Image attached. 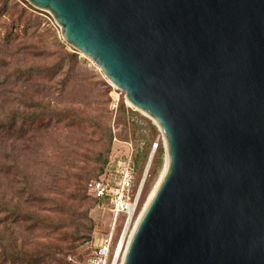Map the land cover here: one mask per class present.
<instances>
[{"label":"water","instance_id":"obj_1","mask_svg":"<svg viewBox=\"0 0 264 264\" xmlns=\"http://www.w3.org/2000/svg\"><path fill=\"white\" fill-rule=\"evenodd\" d=\"M26 1L163 137L122 264H264V0Z\"/></svg>","mask_w":264,"mask_h":264},{"label":"rangeland","instance_id":"obj_2","mask_svg":"<svg viewBox=\"0 0 264 264\" xmlns=\"http://www.w3.org/2000/svg\"><path fill=\"white\" fill-rule=\"evenodd\" d=\"M0 124V264H85L110 220L85 185L124 143L137 179L157 146L140 211L164 170L155 122L26 0H0Z\"/></svg>","mask_w":264,"mask_h":264},{"label":"built area","instance_id":"obj_3","mask_svg":"<svg viewBox=\"0 0 264 264\" xmlns=\"http://www.w3.org/2000/svg\"><path fill=\"white\" fill-rule=\"evenodd\" d=\"M123 145L126 152L122 154L116 166L110 160L107 173L87 184V192L94 199H108L107 203H99L97 207L107 211L110 220L108 231L95 241L94 250L85 264H122L128 239L141 213L139 205L145 179H137L132 161V143ZM156 148L157 146L153 145L151 151Z\"/></svg>","mask_w":264,"mask_h":264},{"label":"trees","instance_id":"obj_4","mask_svg":"<svg viewBox=\"0 0 264 264\" xmlns=\"http://www.w3.org/2000/svg\"><path fill=\"white\" fill-rule=\"evenodd\" d=\"M1 125H3V124H0V129L2 128L1 127ZM132 161H133V164H134V168H135V171L137 172V165H136V155L134 156L133 155V157H132ZM108 165H109V163H107L106 165H105V167L96 175V177H94V178H92V179H90L87 183H86V185H85V190H86V193H87V195H88V197L97 205V204H99V203H107L108 202V199L105 197L102 201H98L97 199H94L92 196H90L89 194H88V192H87V184L91 181V180H94V179H97L98 177H100L101 175H104V174H106L107 173V170H108ZM111 170H113V169H111ZM109 179L111 180V177H109ZM70 197H75V196H70ZM9 213V210H8V203H4V202H1L0 201V214H4V213ZM6 216V215H5Z\"/></svg>","mask_w":264,"mask_h":264},{"label":"bare ground","instance_id":"obj_5","mask_svg":"<svg viewBox=\"0 0 264 264\" xmlns=\"http://www.w3.org/2000/svg\"><path fill=\"white\" fill-rule=\"evenodd\" d=\"M116 97H117V96H116ZM116 99H117V98H116ZM125 100H126V99H125ZM126 101H127V100H126ZM127 102H128V101H127ZM128 104H129L130 106H132L129 102H128ZM153 158H154V153H153V155H151V156L149 155L148 158H147V161H146V164H145V169H144L145 177L147 176V174H148V172H149V169H150V167H151V165H152ZM163 168H164V170H163V172H162V174H161V176H160V178H159V180H158L156 186L154 187L153 191H152L151 194L149 195V197H148V199H147V202L145 203V205H144L143 207H146V206H147L148 202L150 201V199H151L152 196L154 195V192H155V190H156L158 184L160 183L162 177L164 176V173H165V171H166V169H167V159H165V166H163ZM130 231H131V230H130ZM129 233H130V232H129Z\"/></svg>","mask_w":264,"mask_h":264}]
</instances>
